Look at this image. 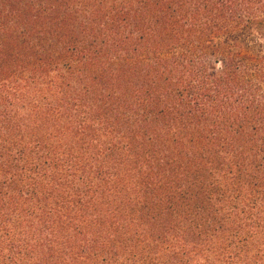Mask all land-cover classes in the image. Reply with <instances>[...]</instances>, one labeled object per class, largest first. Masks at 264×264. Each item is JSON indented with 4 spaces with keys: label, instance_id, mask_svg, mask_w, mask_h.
<instances>
[{
    "label": "trees",
    "instance_id": "1",
    "mask_svg": "<svg viewBox=\"0 0 264 264\" xmlns=\"http://www.w3.org/2000/svg\"><path fill=\"white\" fill-rule=\"evenodd\" d=\"M0 264H264V0H0Z\"/></svg>",
    "mask_w": 264,
    "mask_h": 264
}]
</instances>
